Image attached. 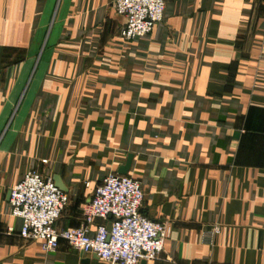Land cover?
Here are the masks:
<instances>
[{
	"label": "crops",
	"instance_id": "obj_1",
	"mask_svg": "<svg viewBox=\"0 0 264 264\" xmlns=\"http://www.w3.org/2000/svg\"><path fill=\"white\" fill-rule=\"evenodd\" d=\"M112 1L0 0V264H112L22 237L9 193L58 174L78 226L130 153L170 227L146 264H264V0H168L133 40Z\"/></svg>",
	"mask_w": 264,
	"mask_h": 264
},
{
	"label": "built area",
	"instance_id": "obj_2",
	"mask_svg": "<svg viewBox=\"0 0 264 264\" xmlns=\"http://www.w3.org/2000/svg\"><path fill=\"white\" fill-rule=\"evenodd\" d=\"M112 2L116 12L125 17L121 37L133 40L153 32L164 19L168 0ZM144 198L139 179L111 173L83 204L81 224L60 228L57 222L69 194L56 186L52 176L31 169L11 188L9 203L11 215L21 219L19 234L38 241L45 252L57 250L64 240L72 248L112 264H141L159 258L170 234L168 224L143 213ZM96 219L102 221L95 223ZM220 232L221 226L215 224L211 235Z\"/></svg>",
	"mask_w": 264,
	"mask_h": 264
},
{
	"label": "water",
	"instance_id": "obj_3",
	"mask_svg": "<svg viewBox=\"0 0 264 264\" xmlns=\"http://www.w3.org/2000/svg\"><path fill=\"white\" fill-rule=\"evenodd\" d=\"M133 157H134V155L132 153H130L128 155L126 163L124 165L120 166V168L118 169V173L119 174H123V175H127L128 174V172L130 170V167L132 165ZM53 179H54L55 184H56L57 187H59L61 190L65 191V192L68 191V188L64 184V182L62 180V177L60 175L55 174L53 176ZM9 195H10V193H9ZM141 264H146V261H142Z\"/></svg>",
	"mask_w": 264,
	"mask_h": 264
}]
</instances>
